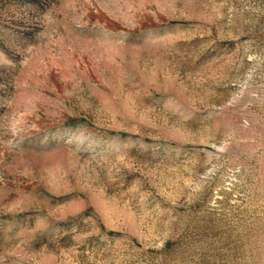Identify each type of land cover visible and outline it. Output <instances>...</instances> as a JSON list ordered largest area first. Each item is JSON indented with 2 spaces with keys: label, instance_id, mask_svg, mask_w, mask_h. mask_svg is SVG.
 I'll use <instances>...</instances> for the list:
<instances>
[{
  "label": "rangeland",
  "instance_id": "obj_1",
  "mask_svg": "<svg viewBox=\"0 0 264 264\" xmlns=\"http://www.w3.org/2000/svg\"><path fill=\"white\" fill-rule=\"evenodd\" d=\"M0 264H264V0H0Z\"/></svg>",
  "mask_w": 264,
  "mask_h": 264
}]
</instances>
